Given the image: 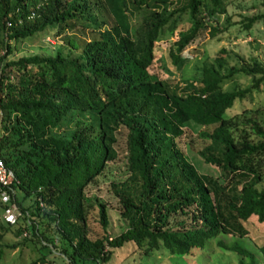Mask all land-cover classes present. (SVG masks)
Listing matches in <instances>:
<instances>
[{
  "label": "trees",
  "instance_id": "16d2710c",
  "mask_svg": "<svg viewBox=\"0 0 264 264\" xmlns=\"http://www.w3.org/2000/svg\"><path fill=\"white\" fill-rule=\"evenodd\" d=\"M102 3L113 23L100 28L104 21L96 22L91 8ZM224 4L0 0V157L13 170L21 197L31 196L34 213L41 211L58 234L54 237L39 228L16 197L19 214L13 223L1 216L0 240L6 232L19 236L25 230L29 234L23 240L45 246L47 252L58 251L70 264H103L111 249L126 241L145 254L161 247L184 254L202 248L219 233L246 234L243 221L251 214L264 218V190L256 187L264 175V123L244 112L243 119L225 114L234 99L258 87L264 62L252 58L223 72L222 60L215 58L181 84L147 69L156 41L172 38L167 56L175 65L180 51L206 25L213 35L217 27L210 21L225 11ZM136 13L139 18L132 23L128 14ZM263 15L245 17L244 26ZM53 27L54 33L81 27L97 30V35L81 45L65 37V52L56 46L49 55L6 58L17 39ZM239 74L251 76L250 84L224 87ZM188 121L203 125L196 132V152L217 167V175L199 172L177 145L176 137ZM240 122L246 129L234 134L232 127ZM119 128L124 131L128 173L111 185L127 225L112 237L91 240L84 187L116 155ZM95 203L105 228V205ZM5 205L0 201V215ZM217 243L240 254L236 264H255L252 252L242 245ZM260 251L264 256V243Z\"/></svg>",
  "mask_w": 264,
  "mask_h": 264
},
{
  "label": "rangeland",
  "instance_id": "374dc122",
  "mask_svg": "<svg viewBox=\"0 0 264 264\" xmlns=\"http://www.w3.org/2000/svg\"><path fill=\"white\" fill-rule=\"evenodd\" d=\"M262 1L224 0L225 11L210 21L217 27V31L211 35L209 26L206 25V29L180 51V59L175 65L169 61L167 56V47L172 38L156 41L153 47L154 57L147 68L148 71L155 76L167 78L170 83L181 84L183 78L195 76L196 70L200 69L204 62L215 63V58L222 60L220 70L223 72L227 66L248 63L252 58L264 62V15L253 21L250 26H244L245 17L264 12ZM142 11L143 9L140 10ZM91 17H94L96 22L104 21L100 28L108 27L113 23L112 16L103 3L91 8ZM226 17H228V22L225 20ZM128 18L134 23L138 20L139 13L128 14ZM225 23H227L225 29L219 31L218 27ZM55 30L56 27L46 28L41 32L17 39L13 52L7 54L6 58L26 54L49 55L54 52L56 46H61L62 51L65 52L69 50L65 37H71L81 45L82 40L97 35V30L81 27L67 28L59 33H54ZM71 51L76 52L73 49ZM3 52V48H0V54ZM250 82L251 76L239 74L232 81L225 83L224 87L243 88ZM243 112L264 123V79L256 89H252L250 94L234 99L232 105L225 110L226 115L236 116L238 119L245 117L242 115ZM202 127L203 125L192 121L185 122L183 132L176 137V143L199 172L217 175V167L205 162L196 152L200 145L196 132ZM245 129L246 125L243 122L232 127L234 134L243 132ZM116 132V155L108 160L102 171L84 187L87 236L91 240L101 236L112 237L127 225L126 219L120 214V203L111 185L112 182L123 180L128 173L125 161L124 131L119 128ZM249 139L254 140L255 137L251 134ZM256 187L264 190V175L256 183ZM15 194L28 208L29 218L34 219L39 228L54 237L58 235L52 222L47 221L40 210L39 214L34 213L35 208L31 196L25 195L22 198L19 190H15ZM96 200L103 202L106 208L108 221L105 228H102L98 221ZM39 205L42 204L39 203ZM243 224L247 228L246 234L219 233L207 241L202 248H192L190 252L184 254L168 253L163 247L153 250L155 252L152 254H145L131 241H126L119 247H113L111 254L103 261V264H236L238 258L241 257L240 254L221 248L217 240L225 244L242 245L252 252L255 264H264V256L260 251V246L264 243V218L259 220L255 214H251L243 221ZM22 233L19 236L12 232H6L3 235L0 240V264H28L31 260L37 261L36 264H41L42 261L48 264H70L58 251L47 252L45 246L40 247L28 240H23ZM28 234L29 232L25 231V236ZM40 254H44L45 257ZM38 255L40 256L36 258Z\"/></svg>",
  "mask_w": 264,
  "mask_h": 264
},
{
  "label": "built area",
  "instance_id": "2783aa9c",
  "mask_svg": "<svg viewBox=\"0 0 264 264\" xmlns=\"http://www.w3.org/2000/svg\"><path fill=\"white\" fill-rule=\"evenodd\" d=\"M17 182L13 170L0 157V201L6 204L2 208L1 216L9 223H13L17 214H19V208L15 201ZM39 203L41 204V201ZM22 234L25 235V230Z\"/></svg>",
  "mask_w": 264,
  "mask_h": 264
}]
</instances>
